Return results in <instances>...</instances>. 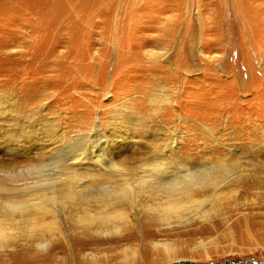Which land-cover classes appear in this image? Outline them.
Returning a JSON list of instances; mask_svg holds the SVG:
<instances>
[{
    "label": "rangeland",
    "instance_id": "rangeland-1",
    "mask_svg": "<svg viewBox=\"0 0 264 264\" xmlns=\"http://www.w3.org/2000/svg\"><path fill=\"white\" fill-rule=\"evenodd\" d=\"M69 164L89 201L20 226L0 264H264V0H0V188ZM219 168L167 217L155 188L119 231L78 221L106 187Z\"/></svg>",
    "mask_w": 264,
    "mask_h": 264
},
{
    "label": "bare ground",
    "instance_id": "bare-ground-1",
    "mask_svg": "<svg viewBox=\"0 0 264 264\" xmlns=\"http://www.w3.org/2000/svg\"><path fill=\"white\" fill-rule=\"evenodd\" d=\"M227 170L226 168H219L197 171L194 174H187L185 175L186 177L178 180L166 183L151 182L150 185L139 186L137 189L132 187L131 184L118 186L113 189L106 187L103 191H99L100 193L104 192V196L100 198L102 199L101 201H104L100 205L101 211L94 214L89 210H84L78 221L84 225L98 224L99 227L103 228L113 225L114 230L121 229V226L127 224L126 208L124 207L126 202L136 199L134 195L137 192L150 193L155 188H164V195L161 197V200L166 198V201L162 202V207H159V209L163 208V212L167 217L177 212L178 209L186 207V205L198 203L193 195L194 190H198L195 187L200 185L201 189H203L206 186L214 185L216 181L225 179ZM63 173L66 178H62V180L58 178L55 181L44 179L41 186L35 189L38 191L29 192L24 195L16 194L10 188H0V193L4 197V200L0 202V209L2 211V215L0 216V246L20 226L33 234H38L43 229L56 228L58 225V215L65 208L64 203L69 201L72 205L82 206L84 201H89L87 195L79 196L73 189V185L81 177L80 175H85L83 174L85 172L78 171L73 164H69L64 166ZM96 174L98 175L92 176L91 179L96 180L105 175L99 172ZM31 196L34 197L29 198ZM31 200H37V202L33 203ZM48 215L53 217L51 221L46 220ZM47 244V242L44 243V245ZM40 245L43 244L40 243ZM156 245L158 244L156 243ZM165 248L167 252L173 250L168 245Z\"/></svg>",
    "mask_w": 264,
    "mask_h": 264
},
{
    "label": "water",
    "instance_id": "water-1",
    "mask_svg": "<svg viewBox=\"0 0 264 264\" xmlns=\"http://www.w3.org/2000/svg\"><path fill=\"white\" fill-rule=\"evenodd\" d=\"M188 261V260H187ZM188 262H191V261H188ZM230 262V261H229ZM237 262H239V261H235V263H237Z\"/></svg>",
    "mask_w": 264,
    "mask_h": 264
}]
</instances>
